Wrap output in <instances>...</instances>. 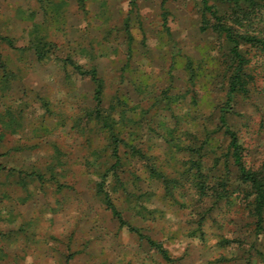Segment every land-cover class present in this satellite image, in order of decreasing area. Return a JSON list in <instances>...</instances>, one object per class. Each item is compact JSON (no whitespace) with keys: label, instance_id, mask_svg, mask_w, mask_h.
<instances>
[{"label":"rangeland","instance_id":"rangeland-1","mask_svg":"<svg viewBox=\"0 0 264 264\" xmlns=\"http://www.w3.org/2000/svg\"><path fill=\"white\" fill-rule=\"evenodd\" d=\"M207 1L217 15L234 4ZM49 2L60 5L51 19ZM202 14L211 17L202 0H0V33L23 48L0 41L14 73L0 85V264H264V221L259 230L243 195L199 198L181 177L167 191L149 171L154 164L179 176L188 152L168 139L196 147L209 133L214 148L205 165L217 159L211 173L226 171L228 139L212 129L230 45L201 30ZM32 30L53 43L42 61L28 48ZM67 58L95 68L103 82L101 118L123 140L116 169L122 182L109 175L101 194L99 175L113 162L110 134L88 115L95 83ZM232 105L227 120L244 160L264 166V79ZM12 119L15 127L7 128ZM196 122L207 129L187 133ZM228 173L233 185L232 165ZM104 191L126 224L106 206Z\"/></svg>","mask_w":264,"mask_h":264},{"label":"trees","instance_id":"trees-1","mask_svg":"<svg viewBox=\"0 0 264 264\" xmlns=\"http://www.w3.org/2000/svg\"><path fill=\"white\" fill-rule=\"evenodd\" d=\"M39 1L42 2L43 0ZM77 2L80 6L84 4V0H77ZM202 2L205 10L210 12L211 17L207 18L205 14H202L201 30H211L222 43L226 41L230 45L222 62L225 98L217 107L219 112L217 116L218 122L214 124L212 129L213 132L221 130L228 139L226 150L223 153L225 156L224 170L226 171H223V175L221 176L211 173V171H214L217 167V159L213 161L212 165H205L204 160L206 155L209 151L213 152L212 150L214 148L209 141L211 139V134L209 133V138L203 140L201 145L196 147H194L195 145L191 141L185 143L175 136L169 138L168 144L170 147L182 148L188 152V158L183 162L182 168L179 169L181 171H177L179 176L170 178L154 164L149 166L150 175L155 179L161 180L167 191H170V182L175 183L180 177L184 178L190 185L194 184L195 192H197L196 194L199 198L203 196H212L214 199H226L227 201H231L233 196L238 195V198L241 199V195H243V198H246L249 206L248 210L255 219L256 227L261 230L264 221V166L249 165L244 160L243 144L240 141L238 132L228 123L227 116L235 112L233 111L232 105L235 98L237 96H249L251 88L253 90H258V80L260 76L264 79V0H234V4L225 15H217L213 6L208 5L207 0H202ZM47 6H51L49 7L51 8L49 11H47V8H44V13L48 14L47 19H51L53 16L55 18L59 14V3L49 2ZM2 40L12 49H23L17 47L12 38L0 33V41ZM52 45L53 43L47 40L45 34L34 32V30L31 31L28 48L34 51L39 61H42L45 55L50 52ZM65 62L71 65L75 73L80 76L88 77L95 83V106L88 115L93 120L97 119V121L102 122L103 125H107L105 119H102L103 117L100 115L103 82L96 75L95 68L89 70L83 69L79 64L73 63L70 58L65 59ZM13 75V71L7 67L3 55L0 52V85L10 83ZM13 120L14 119L7 123V128L15 127ZM195 124L193 131H191V129L188 130L187 133L193 135L195 132L194 130L198 127V129L201 127L200 131L207 129V125L204 122H196ZM107 127L110 134V148H108V151L113 162L110 163L109 166H106L100 173V183L96 189L97 194L103 192V184L109 175L114 176L117 183L120 184L122 182L116 169L120 165L122 159L119 154V142H123V140L114 134L113 127L110 124H108ZM196 137L197 136H195V138ZM127 146L130 150L133 149L139 157L145 158L140 149H134L130 144ZM229 165H232L236 172L233 185L230 184V175L228 173ZM4 170H6V167L0 164V173ZM36 174L37 173H29L28 175L34 178L35 176H39V174ZM19 182L21 186L26 185L22 177ZM104 194L103 198L106 206L117 216L120 225L126 224L109 198V194L105 191ZM129 229L133 232H138L135 227L130 225ZM156 246L159 248L162 256L168 262H172L167 251L161 246Z\"/></svg>","mask_w":264,"mask_h":264}]
</instances>
